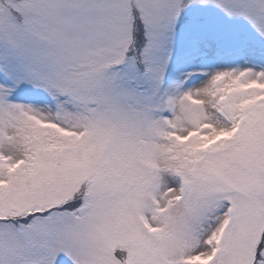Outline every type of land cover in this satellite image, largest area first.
<instances>
[{"label": "snow or ice", "instance_id": "obj_1", "mask_svg": "<svg viewBox=\"0 0 264 264\" xmlns=\"http://www.w3.org/2000/svg\"><path fill=\"white\" fill-rule=\"evenodd\" d=\"M0 264H264V0H0Z\"/></svg>", "mask_w": 264, "mask_h": 264}]
</instances>
